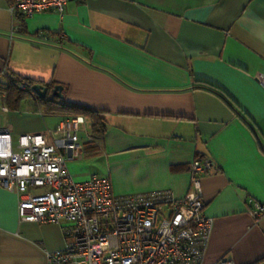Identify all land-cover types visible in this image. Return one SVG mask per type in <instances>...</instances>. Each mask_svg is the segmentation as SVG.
<instances>
[{"label": "crops", "instance_id": "0c3cea01", "mask_svg": "<svg viewBox=\"0 0 264 264\" xmlns=\"http://www.w3.org/2000/svg\"><path fill=\"white\" fill-rule=\"evenodd\" d=\"M9 2L0 0V130L13 149L20 134H46L74 114L30 98L7 107L4 73L60 84L56 102L103 118L95 134L82 114L83 147L68 163L76 181L107 176L116 195L166 189L180 198L190 164L209 160L204 264H264V215L248 212L251 199L264 204V86L255 78L264 0H70L62 13L17 23ZM17 201L0 184V264H46V251L64 247L62 229L20 220Z\"/></svg>", "mask_w": 264, "mask_h": 264}, {"label": "built area", "instance_id": "2783aa9c", "mask_svg": "<svg viewBox=\"0 0 264 264\" xmlns=\"http://www.w3.org/2000/svg\"><path fill=\"white\" fill-rule=\"evenodd\" d=\"M68 1L10 0L9 10L17 23L36 13H62ZM255 78L264 86V72ZM84 121L74 114L46 134L22 133L16 150L9 132L0 130V184L17 194L19 219L62 229L64 247L46 251V264H204L212 218L203 211L200 175L210 161L190 164L183 197L166 189L116 195L107 176L76 181L69 171L83 147ZM248 212L261 217L264 204L251 199ZM212 264L231 262L222 256Z\"/></svg>", "mask_w": 264, "mask_h": 264}, {"label": "trees", "instance_id": "16d2710c", "mask_svg": "<svg viewBox=\"0 0 264 264\" xmlns=\"http://www.w3.org/2000/svg\"><path fill=\"white\" fill-rule=\"evenodd\" d=\"M4 80L3 91L5 95L3 97V101L7 107L17 108L23 99L30 98L37 106H43L45 109L69 110L73 114H84L91 118L92 130L95 134H100L103 131V118L100 117L96 111L91 110L88 107L58 103L54 100L57 98L52 96L50 90L46 96H39L32 89V85L38 81L29 77L7 72L4 73ZM21 84L24 85V88L20 86ZM208 86L210 88V85ZM49 89H51V87H49Z\"/></svg>", "mask_w": 264, "mask_h": 264}, {"label": "water", "instance_id": "95a60500", "mask_svg": "<svg viewBox=\"0 0 264 264\" xmlns=\"http://www.w3.org/2000/svg\"><path fill=\"white\" fill-rule=\"evenodd\" d=\"M32 89L36 94H38L41 97L46 96L49 90L51 91L52 96H56L59 98L62 97V93H61L62 85L60 84H55L51 89H49L47 85H44L40 82H36L32 85Z\"/></svg>", "mask_w": 264, "mask_h": 264}, {"label": "rangeland", "instance_id": "374dc122", "mask_svg": "<svg viewBox=\"0 0 264 264\" xmlns=\"http://www.w3.org/2000/svg\"><path fill=\"white\" fill-rule=\"evenodd\" d=\"M5 106V105H4ZM6 107V106H5ZM7 108V107H6ZM97 169H98V167H97Z\"/></svg>", "mask_w": 264, "mask_h": 264}]
</instances>
